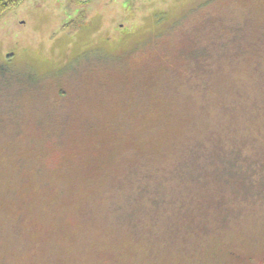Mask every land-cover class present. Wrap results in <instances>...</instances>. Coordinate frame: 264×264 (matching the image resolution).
<instances>
[{
	"label": "rangeland",
	"instance_id": "374dc122",
	"mask_svg": "<svg viewBox=\"0 0 264 264\" xmlns=\"http://www.w3.org/2000/svg\"><path fill=\"white\" fill-rule=\"evenodd\" d=\"M0 264H264V0L7 11Z\"/></svg>",
	"mask_w": 264,
	"mask_h": 264
},
{
	"label": "trees",
	"instance_id": "16d2710c",
	"mask_svg": "<svg viewBox=\"0 0 264 264\" xmlns=\"http://www.w3.org/2000/svg\"><path fill=\"white\" fill-rule=\"evenodd\" d=\"M24 0H0V18L9 10L16 8Z\"/></svg>",
	"mask_w": 264,
	"mask_h": 264
}]
</instances>
